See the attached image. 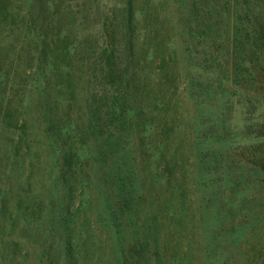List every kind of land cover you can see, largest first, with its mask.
Returning <instances> with one entry per match:
<instances>
[{"label": "trees", "instance_id": "trees-1", "mask_svg": "<svg viewBox=\"0 0 264 264\" xmlns=\"http://www.w3.org/2000/svg\"><path fill=\"white\" fill-rule=\"evenodd\" d=\"M10 8V0H0V35L6 29L14 31L8 16L11 20L20 14L28 16L23 7ZM123 11L127 22L124 41L130 52L133 5L127 3ZM23 24L17 48L0 46V179L8 177L9 181L21 170L28 183L21 193H14L10 213L12 201L7 194L13 186L0 187V233L4 235L8 216L15 210L10 218L12 228L23 224L27 260L34 264H162V247L169 242L161 224L182 222L192 208L203 218L217 201H221L219 209L246 199L253 201L254 208L258 204L253 212L264 206V178L256 190L250 186L249 199L233 203L234 197L229 200L232 190L219 187L217 179L209 186L192 185L186 162L176 157L166 161L171 116L167 112L161 116L164 130H151L164 100L155 98L142 104L122 96L129 90L126 87L136 82V73L126 77L123 72L116 80L113 75V83L100 82V90L89 91L92 100H84L88 101L87 120L82 122L81 99L75 98L73 83L79 45L70 37L69 27H59L50 35V20L39 22L32 17ZM102 44L111 45L110 40H104L94 49H100L101 57L115 59V51L109 52ZM64 93L70 99H64ZM209 95L198 101L197 111L214 105L215 97L209 99ZM202 118L208 126L201 128L193 119L198 127L189 131L199 145L228 140L229 133L221 136L217 124ZM151 138L155 140L152 152ZM156 158L164 159L163 163L154 164ZM49 159H53L51 171L42 170ZM259 163L264 164V157ZM191 187L197 190L196 196L190 194ZM259 214H263L261 209ZM81 223L87 224L85 233L80 230ZM100 224L105 235L100 233ZM131 229L137 231L134 236ZM96 251L108 257L107 262L95 255Z\"/></svg>", "mask_w": 264, "mask_h": 264}, {"label": "rangeland", "instance_id": "rangeland-1", "mask_svg": "<svg viewBox=\"0 0 264 264\" xmlns=\"http://www.w3.org/2000/svg\"><path fill=\"white\" fill-rule=\"evenodd\" d=\"M127 3L133 5L130 52L124 41L127 22L123 7ZM10 4L12 11L23 7L28 16L20 14L13 20L8 16L7 22L14 31L6 29L1 33L0 46L17 48L16 41L23 38V22L32 17L39 22L50 20V35L59 27H69L70 37L79 45L73 83L75 98L81 99L82 122L87 120L88 101L84 100H92L89 91L100 90V82L110 85L113 75L116 80L123 72L127 73L126 77L136 73V82L126 87L129 90L122 96L142 104L155 98L164 100L151 130H164L161 116L165 112L171 116L165 158L172 162L176 157L186 162L192 185L209 186L212 179H217L219 187L232 190L229 200L234 197L236 203L249 195L251 185L256 190L261 184L264 178V164L259 163L264 157V0H10ZM104 40H110L111 45H102L109 52L115 51V59L101 57L99 48ZM98 46L96 51L94 48ZM206 95L209 99L214 95V105L208 104L205 110L197 111L198 101ZM63 98L70 99L68 95ZM200 115L217 124L221 136L229 133L228 140L214 139L199 145L189 131L198 127L193 119L203 127L205 122ZM158 138L161 139L159 134L157 141ZM149 145L151 152L155 150L153 138ZM163 161L156 158L153 163ZM47 163L42 170L51 171L53 159ZM20 172L16 170L9 181L8 177L0 179L1 188L7 183L13 186L7 194L12 201L9 213L15 203L14 193H21L28 183ZM256 180L259 182L254 183ZM196 191L191 187L190 194L196 196ZM218 203L221 201L203 214L205 219L192 208L182 222L174 220L171 225H160L169 242L167 247L164 244L162 247V264H264V206L258 209L263 211L260 215L259 211H252L258 204L254 208L253 201L247 199L223 209H219ZM11 214L7 215L4 235L0 233V264H34L25 256L28 241L23 224L20 222L13 229ZM79 226L84 233L87 231L86 223ZM100 227V233L105 235V227L101 224ZM136 232L131 229V236ZM101 257L105 262L109 259Z\"/></svg>", "mask_w": 264, "mask_h": 264}]
</instances>
